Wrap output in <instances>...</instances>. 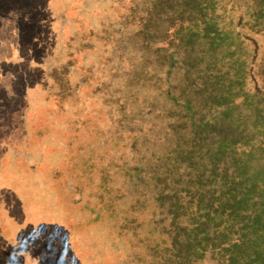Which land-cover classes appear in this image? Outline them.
Instances as JSON below:
<instances>
[{"label": "trees", "instance_id": "16d2710c", "mask_svg": "<svg viewBox=\"0 0 264 264\" xmlns=\"http://www.w3.org/2000/svg\"><path fill=\"white\" fill-rule=\"evenodd\" d=\"M162 1L136 18L147 25L139 35L131 24L142 9L136 1L118 13L130 22L125 36L118 25L78 35L112 47L115 64L103 56L109 72L99 79L102 108L106 127L127 139L132 162L118 164L111 178L122 191L92 193L105 184L92 180L99 169L88 157L82 164L93 175L69 179L84 182L71 190L81 199L114 197L122 236L129 224L128 236L132 225L144 232L139 216H146L156 244L136 234L145 254L136 243L127 248L148 264L200 262L198 247L212 258L196 264H264V0ZM80 159L71 158L69 177Z\"/></svg>", "mask_w": 264, "mask_h": 264}, {"label": "rangeland", "instance_id": "374dc122", "mask_svg": "<svg viewBox=\"0 0 264 264\" xmlns=\"http://www.w3.org/2000/svg\"><path fill=\"white\" fill-rule=\"evenodd\" d=\"M31 1L30 6L24 0H0V13L5 15L4 18L0 16V39H4L0 43V264H114L109 248V241H113L114 236L109 226H118L122 218L115 212V198H98L91 194L94 197L72 204L76 211L82 210L93 222L86 221L87 218L75 219L64 209V203L71 201L64 199V174L71 166V158L77 156L73 153L74 141L70 140L73 136L85 142L84 149L90 144L91 148L94 146L93 150L101 151V160L91 158L99 161V166L95 164L98 173L93 175L84 168L71 171L76 177L93 175L92 180H104L105 186L97 187L92 193L98 189H107V193L111 189L122 191V186L111 188V178L112 181L116 179L118 164L132 162L130 149L121 134L112 141L104 133L110 128L106 127L108 117L102 108L106 93L102 92L99 79L109 72L102 66L109 47L104 45L102 48L93 35L91 47L95 52L85 49L83 57L78 52V56L72 59L68 56L69 49L77 44L70 35L75 33L77 37L78 32L91 28L118 25L125 36L130 22L127 18H118V13L128 11L135 1L142 3V9L135 11L134 18H131L132 29L138 30L139 35L142 26L137 24L136 18L146 8L151 9L153 3L156 6L158 0H109L99 4L97 12L93 11L97 0L90 5L91 0H84V14L79 13L81 8L76 4L82 7V0H77L76 7L67 11L70 12L68 19L64 18V1L73 0H51L50 8L63 12V19L57 20V24L53 22L54 13L43 11L37 14L33 10L36 3L45 6L49 0ZM165 5L162 1L160 8ZM17 17H20L19 21ZM7 18L11 20H5ZM146 26L143 25L142 31ZM66 27L70 28L69 32ZM122 39L125 40L122 49L127 56L128 41ZM33 42L40 44L32 45ZM136 43L142 44L143 40L137 39ZM112 58L113 54H108L110 67L116 61ZM66 62L72 65L67 77H63L62 72L68 70L64 68ZM104 151L108 158L102 154ZM122 167L126 170L127 165ZM119 175L124 177L123 170ZM127 179L125 176L124 187L126 184L129 187L132 182ZM80 183L84 186L83 181ZM133 199L127 216L133 214L135 196ZM88 202L92 207L88 209L89 213L84 206ZM139 221L145 233L132 225L133 232L125 239L127 247L131 248L134 243L140 247L144 238L137 237L135 241L136 234L149 236L150 244L157 242L158 237L154 228L149 226L148 218L139 216ZM104 224L107 228L104 245L107 248L99 252L98 225ZM129 231L130 224L128 234ZM196 257L200 262L196 259L192 264L201 263L202 258L211 259L212 254L208 250L200 252L198 247Z\"/></svg>", "mask_w": 264, "mask_h": 264}, {"label": "flooded vegetation", "instance_id": "af4514ba", "mask_svg": "<svg viewBox=\"0 0 264 264\" xmlns=\"http://www.w3.org/2000/svg\"><path fill=\"white\" fill-rule=\"evenodd\" d=\"M92 1L93 0H91L90 1V3H89V5L92 3ZM94 1H96V0H94ZM109 0H97L96 1V3H95V8H94V10L93 11H96L97 12V6L99 5V4H102V2H108ZM32 1L31 0H24V3L26 4V5H30V3H31ZM50 2H52L51 0H49V1H47V5H43L42 6V4H40V3H36L35 4V8L33 9V10H36L37 11V14H40V13H42L43 11H44V13H46V12H49V14L50 13H54L55 14V17H54V19H53V22L55 23V24H57L56 23V21L57 20H62L63 19V12L61 11V9H56V8H50V6H49V3ZM65 3V5H64V18L66 19H68L69 17H70V12H67L68 10H73L75 7H76V4H77V6L79 7V8H81L80 9V12L79 13H81V14H84V12H83V10H84V0H82V7L80 6V4H78V3H76L77 2V0H73V1H71V2H69V1H64ZM74 3H76V4H74ZM52 4H53V2H52ZM31 6V5H30ZM23 12H20L19 14H22ZM0 16L1 17H5V15L4 14H2V13H0ZM20 17H17L16 18V20L17 21H19L20 19H19ZM19 19V20H18ZM5 20H11V18H7V19H5ZM64 27V25L63 26H60V30L62 29ZM0 29L2 30V28L0 27ZM66 30H68V32H69V30H70V28L69 27H66ZM61 33L62 34H64V32L63 31H61ZM79 33H81V32H78V35H79ZM66 37L64 38V40L65 41H67V38H68V33L65 35ZM2 37L4 38V35L2 34ZM70 37L74 40V43H76L77 45L76 46H72L71 47V49H69V51H72V50H74L73 52H70L69 53V57L70 58H72V59H75L76 57L75 56H78L77 55V53L78 52H80L81 53V55H82V57H83V55H84V50L86 49L87 51H89V52H95L94 50H93V47H91V45L89 46V43L90 42H84V41H82L83 43H80V41H79V37L77 36L76 37V34L75 33H72L71 35H70ZM78 38V39H77ZM75 39H77V41H75ZM33 40H36V38H34L33 37ZM54 41V40H53ZM2 42H4V39H0V43H2ZM56 42V41H55ZM40 43H34L33 42V44L32 45H39ZM55 45L56 44H54V47H53V49H54V53H56V52H58L57 50H56V48H55ZM123 44H121L120 46H122ZM108 47H109V51H108V54L110 55V56H112V50H111V45L109 44V45H107ZM86 51V52H87ZM12 56H14V54H12ZM10 57L11 59H13V57ZM9 58V59H10ZM63 63H64V61H63ZM71 65L72 64H70V63H68V62H66V64L64 65V68H66V69H68V70H66L65 72L63 71L62 72V76L64 77H67V75L69 74V67H71ZM77 89H79V87H77ZM113 128H115V127H113ZM113 128H110V130H109V132L107 133V132H105L104 131V133L107 135V139H110V140H112L113 141V139H116L117 137L115 136V133H114V129ZM119 137V136H118ZM120 137H122L121 139H124V140H127L124 136H121L120 135ZM70 140H73L74 141V148H75V150H73V153L75 152V153H77V156H74V157H77V158H81L80 159V161H81V164H80V166H76V168H78L77 170H79V169H82V168H84V166H85V164H82L83 163V161H88V157H91V156H93L94 158H99V154L101 153V151H97V150H94V151H91L92 149H91V145L89 144L88 146H87V149H84V148H82L81 147V140H79L76 136H73L72 137V139H70ZM79 140V141H78ZM78 142H80L79 144H78ZM11 148H13V146H11ZM78 151H80V152H78ZM80 154H82L81 156H80ZM103 155H107V154H105V151L102 153ZM12 157V155L10 156V157H8V158H11ZM109 157V155H107L105 158H108ZM25 158H29V155H27L26 154V156H25ZM85 158V159H84ZM99 160H101V157L99 158ZM96 164L99 166V161L97 160V162H96ZM31 171H33V169H31ZM73 173V172H72ZM65 175V177H66V181L64 182V199L67 201V198H69V199H71V201H69V203H64V209L70 214V216H73L75 219H78V218H80V219H82V220H85L84 218H87V220L86 221H88V219H90V217H88L87 215H85L84 213H83V211L82 210H80V209H77V211H76V209L73 207V205L72 204H77L78 202H80V201H82L83 199H89V198H91V197H93V196H89V197H86V198H83V199H81L82 197L80 196V193L79 192H73L74 190L75 191H79L78 190V188L81 190L82 189V186H83V183H80V182H78V183H73V182H68L69 181V172H68V168H67V171H66V173L64 174ZM73 175V174H72ZM71 178H72V180L73 179H82V177H76V176H71ZM71 188H74V190H71ZM72 193L73 194H75V195H72ZM89 194V193H88ZM82 195H83V192H82ZM101 198V197H100ZM90 205V203L88 202V205H84L85 206V209H86V211L89 213V210L88 209H92V207H90L89 206ZM75 209V211H73ZM103 210V209H102ZM91 213V212H90ZM92 219H90L89 221L90 222H93V220L91 221ZM88 221V222H89ZM99 226V236H98V241H99V244L100 245H97V249H98V251L99 252H104L105 251V249L107 248L106 247V245H104L106 242H105V237H106V226H105V224L104 225H98ZM97 226V227H98ZM121 228H122V226H121V224L119 223L118 224V226H116V225H111V226H109V229H110V231L112 232V234H113V236H114V240L113 241H109V248L112 250V255H113V258H114V261H113V263L114 264H120V263H122V264H148L147 262H146V259L144 258V256L143 255H141V254H138V252L137 251H135L134 250V252H135V255H131L130 253L133 251V249L131 250V249H128L127 248V246L125 245V239L128 237V233H127V230H126V232L123 234V236L121 235V232H122V230H121ZM92 230H90L89 231V233L91 232ZM104 239V240H103ZM101 242H102V244H101ZM142 245H140V247H133L134 249H136V250H139V248L142 250V252H144V250L142 249V247H141ZM119 248V250L117 251V249ZM144 254H145V252H144ZM119 255V256H118ZM121 260H125V262H121ZM163 264V263H162Z\"/></svg>", "mask_w": 264, "mask_h": 264}]
</instances>
